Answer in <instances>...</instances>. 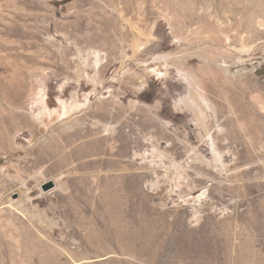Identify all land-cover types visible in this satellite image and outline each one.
Returning <instances> with one entry per match:
<instances>
[{
    "label": "rangeland",
    "instance_id": "obj_1",
    "mask_svg": "<svg viewBox=\"0 0 264 264\" xmlns=\"http://www.w3.org/2000/svg\"><path fill=\"white\" fill-rule=\"evenodd\" d=\"M17 80L31 123L0 147V201L31 183V211L8 215L19 263L264 264V148L226 111L203 122L180 103L207 111L213 86L264 124V0H0V86ZM77 129L79 156L35 162ZM41 167L67 191L36 187Z\"/></svg>",
    "mask_w": 264,
    "mask_h": 264
},
{
    "label": "bare ground",
    "instance_id": "obj_2",
    "mask_svg": "<svg viewBox=\"0 0 264 264\" xmlns=\"http://www.w3.org/2000/svg\"><path fill=\"white\" fill-rule=\"evenodd\" d=\"M210 60L212 62V58ZM217 72H216V74H217ZM199 78H197V79H199ZM24 82H26V81H24ZM198 82H199V80H198ZM234 82L236 83V81H234ZM6 83H8V82H6ZM237 83H238V81H237ZM211 87H212L211 94L209 96L210 97V101L205 103V107H206L205 110H207V111L204 110L205 112H203L202 110L199 109V106L197 105L198 101H196V97H194V98L193 97H189L188 99L186 98V100L185 99H181L180 103L181 102L182 103L185 102L186 104H188L190 106H195L196 109L198 110L199 116H200V118H201V120L203 122L206 119L210 120V118H215L216 115L219 116L218 114H220L221 112H225L226 111L227 113H229L227 115L230 117V120L235 121L237 123V125L239 126L240 130H241V128H246V126L247 127L249 126L250 128L253 129V131L255 132V135H254L253 138L249 137L247 143H249L251 145V146L250 145L249 146L253 148L252 150L255 153H258V149L264 148V124L260 121V119L255 121L253 119L255 115L251 114V113L250 114L252 116L253 115L254 116L249 121L248 120L247 121L244 120L243 119V117H244L243 115H245V114H243V112H245V111L241 112L243 109H241V111H240V109H239L240 106L237 108L236 103L232 102L231 98H229V97H232V96H229V94L226 93L227 91L224 92L223 90H221V91L219 90L220 91L219 92L220 95H219L218 93L215 92V89L213 88V86H211ZM203 88H205V87H203ZM30 89L31 88H27V86H25L21 81L20 82L18 81L16 83L12 82L11 84L5 85V86H3V85L0 86V147H2V146L9 147L10 144H12V141H14V138L17 137V135L20 133V131H22L23 129L25 130L26 127H29V125L31 123V119H30V116L25 111L26 102H27V101H25V96H26L27 92ZM243 91H244V89H243ZM217 95L220 96L221 99H222V101H221L222 103L221 104H219V102L217 101ZM252 102L257 107V110H259L261 113H264V96H262L259 93L258 94L254 93V95L252 96ZM79 104L80 103H77L76 106H78ZM245 109H247V108H245ZM248 111H250V110H247V112ZM206 112H209L211 114L209 115ZM247 112H246V115H247ZM108 113H110L108 108L104 107V109L102 110L101 114L102 115H107ZM225 118H227V116ZM228 118H227V120H228ZM78 129L70 132L69 134H66L64 136V139H58V140L56 139V140H52V141L50 140L49 142L42 144L39 148L34 149L32 152H33L34 155H36V157H34L35 162L36 163L42 162L49 155L58 154L60 149L63 146H65V145L70 146V148H71L70 155L72 157L75 158L76 156H79V154L82 152L83 148H82L81 145H79L77 143V140H78V138L80 137V135L82 133L81 130H78ZM217 130L221 131V128H217ZM227 130H226V132H227ZM103 134H108V129H106L103 132ZM227 134H229V133H227ZM252 134H254V133H252ZM231 136H229V137H231ZM245 139H246V136H245ZM214 144L215 143L212 142V151L215 152L214 146H213ZM94 145H96V141H92V142H90L89 145H86L84 147H87V146H92L93 147ZM236 159H238V158H236ZM202 160H203V158H202ZM64 161H65V157H63V156L60 159H58V162H60V163L64 162ZM257 161H259L260 163L261 162L264 163V157L258 158ZM204 162H205V159H204ZM23 163H24L23 166H21V165H19V166H20V168L24 167L23 169L26 170L27 162L24 160ZM53 165H54V163H53ZM250 165H252V164H248V165H246L243 168H247ZM188 167H189V165H188ZM12 169H13V166H12ZM16 169H17V167H16ZM28 169H29V167H28ZM43 171L44 170L41 167V168L37 169L34 172L33 178L31 177L32 179L37 181L36 187L41 188L42 184L47 183L48 185H50V187H49L50 189H47L46 191L43 190V192H47V191L48 192L49 191L50 192H53V191L56 192V191H58V192H62L63 193V191H64V193H65V191H67L66 190L67 187L65 186L66 185L65 182H62V180L60 178H57V175H56V177H46ZM226 172H227V170H226ZM235 173L236 172H234V174ZM246 173H250V171H247ZM24 174H25V172H24ZM230 174L231 173H229V175ZM261 178H263V180H264V175ZM22 180H23V177H22ZM244 180L245 179L242 176V174H239V176H235V178L232 180L231 183L232 184H237V185H239L241 187H244V183H243ZM248 180L251 181L253 179L249 178ZM251 182H253V181H251ZM256 182H257V180H256ZM220 183L223 185L222 181H220ZM228 183L231 184L229 181H228ZM30 184L31 183L27 181V182H24L22 185H20L17 188H12L10 190H7L6 193L3 195L4 196V200L0 201V264H21L19 262H23L24 261L23 259H20L19 257L17 259L19 250L23 249V243L21 241V237H20V234L18 232V229L14 226V224H12V222L9 219L8 215L14 214V215H16L17 218H20L21 216H24V217L27 216V212L31 211V209H32L31 196L32 195H31V190H30V187H29ZM205 193H206V190H204L202 192H199V193H197L194 196H195V198H201L202 196H204ZM22 227L24 228V227H28V226L25 223H23ZM38 235H39V237L44 238V236L42 234H40V232H38ZM26 247L29 248L27 245H26ZM12 251H17V256L14 255L12 253ZM28 251H29V249H28ZM23 258L27 259L28 257L25 255ZM81 260H83V259H78L79 264L84 262V261H81ZM29 261H32V260H29ZM29 261H27V262H29Z\"/></svg>",
    "mask_w": 264,
    "mask_h": 264
},
{
    "label": "water",
    "instance_id": "obj_3",
    "mask_svg": "<svg viewBox=\"0 0 264 264\" xmlns=\"http://www.w3.org/2000/svg\"><path fill=\"white\" fill-rule=\"evenodd\" d=\"M50 187V185L44 186L43 190H47Z\"/></svg>",
    "mask_w": 264,
    "mask_h": 264
}]
</instances>
